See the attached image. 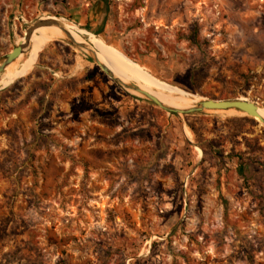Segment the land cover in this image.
<instances>
[{"label":"rangeland","instance_id":"obj_1","mask_svg":"<svg viewBox=\"0 0 264 264\" xmlns=\"http://www.w3.org/2000/svg\"><path fill=\"white\" fill-rule=\"evenodd\" d=\"M41 20L140 64L181 108L264 115V0H0V64ZM76 49L52 39L30 64L28 46L0 76V264H264V125L172 116Z\"/></svg>","mask_w":264,"mask_h":264},{"label":"bare ground","instance_id":"obj_2","mask_svg":"<svg viewBox=\"0 0 264 264\" xmlns=\"http://www.w3.org/2000/svg\"><path fill=\"white\" fill-rule=\"evenodd\" d=\"M64 31L60 29V27H43L37 28L33 31L32 36L28 42V46L30 47V58L29 63L35 64L38 58L39 53L43 50L46 43L50 42L52 39L59 38L61 40L72 41L77 45L83 46V48H77L84 54H86L89 58H91L94 62H98L101 66L106 67L109 72L113 75V77L119 80L124 85H132L138 88L141 92L147 93L150 96L156 98L160 103L164 106L177 110H187L191 109L192 106H188L186 108H181L180 104L174 103L172 101L171 95H166L162 92L164 90V86L154 79L150 78L146 73L140 70L135 65H131L126 62L123 58H121L118 54L112 52L106 47L99 45V48L84 39L78 32L73 29L62 27ZM25 43V39L22 44ZM25 55H20L16 61L10 64L2 75V80H7L13 76L19 68V65L24 61ZM97 64V63H96ZM131 81V82H129ZM134 82V83H133ZM135 95L141 96V98H146L144 95L138 92H134ZM245 103V102H242ZM249 104V103H247ZM229 111L233 112H244L236 109H231ZM228 112V110H227ZM257 120H264V115H262L257 109ZM229 113V112H228ZM261 122V121H260ZM262 123V122H261ZM264 125V123H262ZM188 136L191 137L188 132Z\"/></svg>","mask_w":264,"mask_h":264},{"label":"water","instance_id":"obj_3","mask_svg":"<svg viewBox=\"0 0 264 264\" xmlns=\"http://www.w3.org/2000/svg\"><path fill=\"white\" fill-rule=\"evenodd\" d=\"M53 25L60 27V29L62 31H64L62 26H60V24L55 23L53 21H43V20L36 22L30 28H28L26 30V34L24 36L25 43L24 44H18L14 49L11 50V52H9L7 55H5L4 60L0 64V74L3 73V71L10 64H12L14 61H16V59H18V57L20 55L25 53V51L28 49V42L30 40V37L32 36V33L35 29L42 27V26H53ZM69 43L76 48H83V46L77 45V44L73 43L72 41H69ZM96 63L100 67L101 71L104 74H106L107 76H109L117 85H119L120 87H122L123 89H125L129 92L134 91V92L141 93L142 95H144L146 97L145 99L147 101H149L154 106L158 107L159 109H161L162 111H165L167 113L186 116V115H190V114H198V113L207 112V111L208 112H215V111H221V110L236 109L239 111H244L252 117H257L256 107L253 104L242 103L239 101L206 100V101H202L200 103H197L191 109H187V110H177V109L168 108V107L164 106L162 103H160L156 98H154L153 96H150L147 93L141 92L138 88H136L132 85L122 84L119 80H117L113 77V75L109 72V70L106 67L101 66L98 62H96ZM260 121L262 123H264V120L260 119Z\"/></svg>","mask_w":264,"mask_h":264},{"label":"crops","instance_id":"obj_4","mask_svg":"<svg viewBox=\"0 0 264 264\" xmlns=\"http://www.w3.org/2000/svg\"><path fill=\"white\" fill-rule=\"evenodd\" d=\"M55 76H57V75H55ZM58 78V77H57ZM75 82V87H74V89L72 90V92H74V93H76V94H86L85 92H84V90H87V89H89L90 87H89V84L91 83V80H87L86 78H82L81 76H80V79H78V80H75L74 81ZM65 83L66 82H64V85H65ZM58 84L59 85H61V86H63V83L62 82H58ZM65 88V87H64ZM77 89H78V91L79 92H77ZM66 90V89H65ZM62 91L61 90H59V93H61ZM99 96H100V93H97ZM87 95V94H86ZM83 101L85 102V103H87V99H85V98H83ZM127 102H129L130 104H132L134 107H136V105L135 104H138V101L137 100H135V99H130V100H128ZM118 104H119V102H117ZM107 105H105V106H103L102 108L100 107L99 108V110L100 111H98V110H91V113H93V112H99L100 114H101V112L102 111H110V112H112L113 110H114V107L116 106V107H118L119 105H115L116 103H115V100L113 101L112 100V103L111 104H109V103H106ZM107 106V107H106ZM111 108V109H110ZM137 108V107H136ZM96 113V116H98V114L99 113ZM103 114V113H102ZM100 117V116H99ZM97 121V120H96ZM98 123H100V124H102L101 122H98ZM103 125V124H102ZM145 128H147V127H145Z\"/></svg>","mask_w":264,"mask_h":264},{"label":"trees","instance_id":"obj_5","mask_svg":"<svg viewBox=\"0 0 264 264\" xmlns=\"http://www.w3.org/2000/svg\"><path fill=\"white\" fill-rule=\"evenodd\" d=\"M86 30H88L87 28H86ZM89 31V30H88ZM94 35H96V36H101V34L100 33H95ZM75 51H77L78 52V54L85 60V61H92L91 63L92 64H94V61L91 59V58H89L86 54H84L83 52H81V51H79L78 49H76ZM137 64V66L140 68V69H142L144 72H146V73H148L151 77H153V78H155L154 76H152L145 68H143L140 64H138V63H136ZM19 73V72H18ZM156 79V78H155ZM158 80V79H157ZM158 81H160V80H158ZM160 82H162V81H160ZM162 83H165V82H162ZM165 84H167V83H165ZM167 85H169V84H167ZM171 86V85H170ZM172 116H177L176 114H171ZM193 131V130H192Z\"/></svg>","mask_w":264,"mask_h":264}]
</instances>
